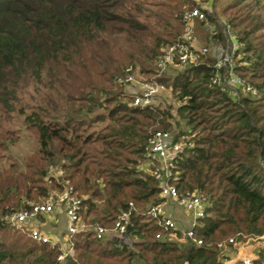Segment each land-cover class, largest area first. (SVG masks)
I'll return each mask as SVG.
<instances>
[{
    "label": "trees",
    "instance_id": "trees-1",
    "mask_svg": "<svg viewBox=\"0 0 264 264\" xmlns=\"http://www.w3.org/2000/svg\"><path fill=\"white\" fill-rule=\"evenodd\" d=\"M195 1L0 0V120L16 110L38 145L24 171L0 170V264H60L56 250L3 220L47 196L50 168L62 173L52 178L54 188L72 187L82 197L88 225L110 227L129 203L140 211L160 204L157 182L143 172L144 148L155 131L192 143L177 164L175 184L209 198L197 230L203 245L156 240L160 228L138 215L130 246L77 234L66 264H220L219 243L238 233L264 235V0H229L223 11L241 46L235 74L258 91L240 103L211 85L212 57L183 70L155 69ZM209 21L222 44V29ZM128 68L171 89L175 116L170 105H131L115 84ZM24 82L42 90L28 111L16 108ZM7 138L0 133V149Z\"/></svg>",
    "mask_w": 264,
    "mask_h": 264
},
{
    "label": "built area",
    "instance_id": "built-area-1",
    "mask_svg": "<svg viewBox=\"0 0 264 264\" xmlns=\"http://www.w3.org/2000/svg\"><path fill=\"white\" fill-rule=\"evenodd\" d=\"M209 19L222 29L224 38L222 44L215 38V27ZM198 31H202V35H199ZM240 48L231 26L210 15L208 10L200 5L183 13L182 32L178 41L166 46L154 65L158 73L162 74L166 71L198 66L202 59L212 57L215 63L211 85L225 93L233 102L240 103L244 97H258V91L235 74ZM115 84L123 89L135 90L130 96L131 105L140 109L153 106L165 90L163 85L151 79H143L131 68L126 69L124 76L117 78ZM191 147L185 137L176 138L166 131L153 132L144 148L143 172L157 182L162 202L148 206L142 211L129 203L125 210L117 214L110 227L88 225L81 216L82 199L68 186L54 197L48 196L40 204L27 201L19 210L6 214L3 220L10 227L26 232L33 242L56 250L59 253L57 257L59 263L74 258L73 238L81 233H92L96 240L112 242L115 247L130 246L135 239L134 230H130L133 228L132 218L138 215L148 218L160 228L161 232L155 235L156 240L187 242L194 247H200L203 240L197 237V230L206 218L210 206L209 198L203 192H180L175 184L178 176L177 164L184 150ZM259 165L264 169V161L259 160ZM167 205L182 211L186 219L174 218L169 214ZM56 211H62L65 218V237L62 242L31 226V222L40 217L53 215ZM177 234L180 238H177ZM227 244L233 248L234 253L228 258L222 257L220 264H264V235L244 237L237 234L234 238L228 239ZM221 248L222 244H218V249Z\"/></svg>",
    "mask_w": 264,
    "mask_h": 264
},
{
    "label": "rangeland",
    "instance_id": "rangeland-1",
    "mask_svg": "<svg viewBox=\"0 0 264 264\" xmlns=\"http://www.w3.org/2000/svg\"><path fill=\"white\" fill-rule=\"evenodd\" d=\"M229 3H230L229 0H203V1L196 0L195 6L202 5L208 10L210 15H214L218 19H220V21L226 22L227 16L223 13V11L226 9ZM187 9H190V7ZM201 32L198 31V34L202 35ZM261 33L262 35H264V32ZM134 71L137 74L141 75L143 79L146 80L151 79L141 74L138 68L135 69ZM164 89L165 90L156 99L154 105L163 104L165 106L168 105L172 106V114L173 116H175V110L176 107L178 106L174 100L171 89L166 87H164ZM38 90L42 91L40 88ZM38 90H36V88H33L30 84L24 82L20 92L17 95L19 102L18 104H16V108L18 109L19 107H22L26 111H28L29 108H34L37 105V101H38L36 96V93L38 94L37 92ZM134 91L135 90L131 88L123 89V93L128 96H132ZM41 94H43V92L39 94V97L41 96ZM22 120L23 118L17 114L16 110L11 112L10 114H6L0 120V133L2 134L7 133L9 135V138H7L6 142L4 143V145L7 146L6 150L0 149V170H7V168L10 165H16L18 166L20 171H24V166L26 162H28V160L31 159L33 156H35V154L37 153L38 145H37L36 137L32 131H28L26 129V127L22 123ZM176 120L179 121L178 118H176ZM180 128L182 130H186L183 127V123L180 124ZM187 142H189L192 145L190 141ZM52 169L53 168H50L48 170V173L44 178V182H45L44 184L48 190L47 196L46 197L44 196L43 198H39L37 201L34 200V202L38 204L46 200L48 196L54 197L55 195L61 192L53 187L54 183H56V180H52V178L54 177L53 179H57L58 181L59 176L61 177L62 173L60 171H54V169L53 170ZM80 198L82 199V197ZM166 207L167 210L169 211V214L172 215L177 220L186 219L182 211H180L179 209L170 205H167ZM64 224H65V218L63 216L62 211H56V213L53 215L47 217H40L36 221L31 222L32 227L40 229L46 235L52 236L61 242L63 241L62 239L65 237ZM24 234H25V238H27V233L24 232ZM236 235L229 237L228 239L234 238ZM242 235L244 237H253V235H245V234ZM227 240H224L223 242L219 243L222 244V248L219 249L220 256L225 258L232 256L234 253L233 248L227 244ZM60 264H66V260L64 262H60Z\"/></svg>",
    "mask_w": 264,
    "mask_h": 264
}]
</instances>
